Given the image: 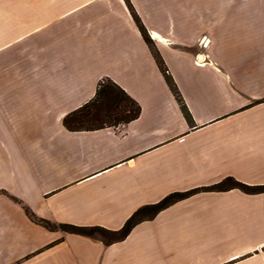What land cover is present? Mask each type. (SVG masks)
I'll list each match as a JSON object with an SVG mask.
<instances>
[{
    "label": "crops",
    "instance_id": "1",
    "mask_svg": "<svg viewBox=\"0 0 264 264\" xmlns=\"http://www.w3.org/2000/svg\"><path fill=\"white\" fill-rule=\"evenodd\" d=\"M129 1L192 120L127 0H0V264H209L213 248H264V193L238 188L177 201L110 245L27 215L117 230L171 192L264 184V0ZM105 77L141 115L69 130Z\"/></svg>",
    "mask_w": 264,
    "mask_h": 264
},
{
    "label": "trees",
    "instance_id": "2",
    "mask_svg": "<svg viewBox=\"0 0 264 264\" xmlns=\"http://www.w3.org/2000/svg\"><path fill=\"white\" fill-rule=\"evenodd\" d=\"M132 15L152 50L154 57L172 92L178 99L186 117L192 120L182 94L170 72L168 65L158 50L154 40L150 37L142 19L137 14L132 3L127 0ZM142 112V106L123 87L111 78L105 77L100 80L95 96L78 109L68 113L64 119V125L72 131L96 130L106 127H117L120 124L129 123L137 119ZM232 188H239L248 193L264 192V185H249L234 177H226L222 181L205 187L194 188L189 191H176L168 194L156 203L145 204L139 207L124 223L117 229H110L101 225L82 226L72 223H57L47 218L38 216L29 206L24 205L27 215L36 223L47 229L56 231L62 230L69 233L89 236L101 239L105 244L110 245L124 240L142 221L154 218L159 212L170 207L177 201L185 199L201 191H225ZM14 200L21 202L17 197ZM58 243V241L53 244ZM51 244V245H53Z\"/></svg>",
    "mask_w": 264,
    "mask_h": 264
},
{
    "label": "rangeland",
    "instance_id": "3",
    "mask_svg": "<svg viewBox=\"0 0 264 264\" xmlns=\"http://www.w3.org/2000/svg\"><path fill=\"white\" fill-rule=\"evenodd\" d=\"M30 3H29L30 7L31 8L34 7L35 9L42 8L43 5H46V2H44V1H31ZM257 185H264V184H257ZM243 192H245V191H243ZM246 193H248V192H246ZM260 193H264V192H260ZM249 194H257V193H249ZM67 233H69V232H67ZM245 243L246 242H240V244L243 247H241L242 249H240L239 252H242V251L245 252L246 251ZM228 244L231 245L232 247L234 246L230 242H228ZM240 244H238V245H240ZM232 252L233 251L230 249V247H224V246H222V248H217V249L213 248V249H211V252L208 255L210 260H211V263H209V264H264V248L257 249L254 252L252 251V252H249L248 254L246 253V254H244L242 256H239V257H236V258H232V259H230L231 257L230 258L229 257L224 258V256H229L228 253H232ZM225 253H227V254H225ZM204 259H206V256H204V257L195 256L192 259L193 260L192 262H193V264H206V263H202V260H204Z\"/></svg>",
    "mask_w": 264,
    "mask_h": 264
},
{
    "label": "built area",
    "instance_id": "4",
    "mask_svg": "<svg viewBox=\"0 0 264 264\" xmlns=\"http://www.w3.org/2000/svg\"><path fill=\"white\" fill-rule=\"evenodd\" d=\"M197 63L198 64H204V60L202 58H200L199 56H197Z\"/></svg>",
    "mask_w": 264,
    "mask_h": 264
}]
</instances>
